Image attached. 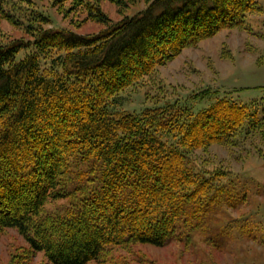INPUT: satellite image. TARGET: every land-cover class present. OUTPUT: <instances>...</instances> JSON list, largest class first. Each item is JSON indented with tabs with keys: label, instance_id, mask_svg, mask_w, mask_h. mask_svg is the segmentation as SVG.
<instances>
[{
	"label": "trees",
	"instance_id": "16d2710c",
	"mask_svg": "<svg viewBox=\"0 0 264 264\" xmlns=\"http://www.w3.org/2000/svg\"><path fill=\"white\" fill-rule=\"evenodd\" d=\"M144 1L113 21L79 0L101 29L42 20L26 24L28 39L0 42V230L15 229L49 264L98 262L132 244L187 245L193 229L210 240L208 222L238 205L239 181L192 152L233 148L241 134L264 143V99L238 103L206 88L191 95L212 99L196 111L177 99L117 108V95L155 66L221 30H248L249 14L263 9L258 0ZM255 232L264 245L262 226Z\"/></svg>",
	"mask_w": 264,
	"mask_h": 264
},
{
	"label": "rangeland",
	"instance_id": "374dc122",
	"mask_svg": "<svg viewBox=\"0 0 264 264\" xmlns=\"http://www.w3.org/2000/svg\"><path fill=\"white\" fill-rule=\"evenodd\" d=\"M78 1L0 0V42L28 39L26 24H41L42 20L48 21L43 27L66 28L81 34L101 29L103 24L93 20ZM89 2L113 21L145 6L144 0L124 1L121 7L109 0ZM258 2L263 9L249 14L248 30H221L194 47L182 49L173 59L155 66L151 73L121 91L117 108L136 112L177 99L196 111L208 106L212 99L191 95L206 88L214 89L216 97L226 96L238 103L264 99V0ZM259 144L264 143L258 135L241 134L233 148L212 145L206 152L198 149L191 154L209 169H229L227 173L239 181L233 199L238 205L225 211L234 219L228 235L216 237L215 230L228 217L215 214L208 222L214 229L209 227L210 240L206 242L208 237L193 229L187 245L171 241L164 246L114 247L105 251L100 261L88 264H118L123 260L128 264H264V245L252 238L258 233L255 225L262 226L264 233V154L259 159L260 152L255 148ZM241 196L244 203L239 201ZM211 235L215 245L210 244ZM0 264L49 263L43 252L31 251L23 237L8 228L0 230Z\"/></svg>",
	"mask_w": 264,
	"mask_h": 264
},
{
	"label": "crops",
	"instance_id": "0c3cea01",
	"mask_svg": "<svg viewBox=\"0 0 264 264\" xmlns=\"http://www.w3.org/2000/svg\"><path fill=\"white\" fill-rule=\"evenodd\" d=\"M264 147V146H263ZM263 147H262V149H261V151H260V155H259V159H261V157H263V154H264V152H263Z\"/></svg>",
	"mask_w": 264,
	"mask_h": 264
}]
</instances>
